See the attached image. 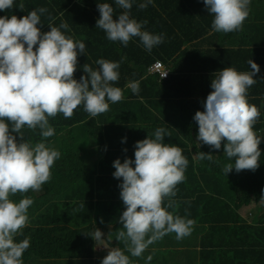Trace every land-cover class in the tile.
<instances>
[{"label": "trees", "instance_id": "16d2710c", "mask_svg": "<svg viewBox=\"0 0 264 264\" xmlns=\"http://www.w3.org/2000/svg\"><path fill=\"white\" fill-rule=\"evenodd\" d=\"M252 1L251 19L257 3L264 0ZM14 2L8 11H0V17L16 15L23 18L43 7L47 11L38 12L41 17L38 27L42 33L50 31L49 24L59 27L66 22L68 28L61 31L74 41L85 43V53L78 55L76 80L86 75L83 70L85 64L96 70L99 59L119 62V80L113 86L119 87L123 93L121 101H109V110L96 117H91L83 105L74 110L71 118H64L62 113L49 117L55 134L47 139L41 136L39 128L31 130L25 127L22 130L24 140L33 146L44 142L61 154L51 168V179L42 185L40 191L11 197L17 203L25 197L34 201L28 209L27 226L21 230L22 235L15 238L17 242L26 238L30 241V247L25 251L28 253L22 257L23 264H102L103 258L96 252L99 243L91 235L97 228L109 227L113 230L108 245L124 251L131 264H150L153 261L152 258L146 262L147 250L140 257H132L125 244L117 240L118 231L123 230L119 218L126 206L120 195L122 178L114 177L116 169L113 165L117 159L121 163L126 159L134 161L136 143L148 136L154 138L157 128L166 131L163 143L179 147L188 159L185 179L177 185L176 195L172 197L174 206L167 208V198L164 205L173 215L194 221L189 238L205 236L199 244L203 249L192 251V264H196L201 252H207L206 256H201L207 264H264V211L256 207L258 210L251 219L240 213L241 208L249 203V198L257 201V196L264 201V36L255 34L256 52L238 51L247 59L256 54V61L262 68L254 77L256 83L248 89L247 97L250 104L259 105L263 111L261 123L254 125L256 135L262 140L259 168L240 172L233 169L227 174L224 168L227 164L234 165L235 158L224 154L223 143L226 141L217 150L197 140L199 129L194 116L197 111L205 110L204 103L213 91L207 77L197 72L186 75L188 72L178 69L185 75L180 78V90H176L169 87L170 81L159 83L157 77L148 75V68L158 60L166 64L172 61L174 65L178 62V67L184 65L189 70L199 66L193 51L199 40L207 46H217L221 33L213 30L214 17L204 0H154L146 9L138 7L143 0H133L131 18L143 24L142 30L163 36V42L150 52L139 37H133L124 46L121 42L108 40L104 30L96 27L101 16L99 3L112 5L114 19L124 11L115 0ZM20 3L24 4L23 10L19 8ZM254 22L259 23L254 25L256 30H264V4L255 15ZM241 40V46H250L248 40ZM225 43L226 38L219 46L223 47ZM217 52L219 59L229 58V49ZM132 83L139 84L138 94L133 93L131 87L127 89ZM15 135L19 142V134ZM91 145L100 149L97 157L104 154L101 160L91 165L92 168L89 158L96 152L90 155L88 151L79 150L80 147L88 149ZM200 152L212 154V160L199 159L197 154ZM183 241L185 237L177 240L170 233L163 237L161 246L175 248ZM153 264H157L156 259Z\"/></svg>", "mask_w": 264, "mask_h": 264}, {"label": "clouds", "instance_id": "9594fccd", "mask_svg": "<svg viewBox=\"0 0 264 264\" xmlns=\"http://www.w3.org/2000/svg\"><path fill=\"white\" fill-rule=\"evenodd\" d=\"M153 2L143 0L138 7L146 9ZM115 3L124 10L118 19H114V8L110 3L98 5L101 16L96 27L104 30L108 40L127 46L133 37H139L149 52L163 42L162 35L142 30L143 24L131 18L133 0H115ZM204 3L214 17L213 30L221 33L217 46H207L199 40L193 50L199 66L189 70L184 65L178 67V62L174 65L172 61L166 64L158 60L148 68V75L157 77L159 83L170 81L169 87L176 90H180V78L185 75L178 69L188 72L186 75L197 72L206 76L213 91L204 103L205 110L197 111L194 116L199 129L197 140L217 150L226 141L223 143L224 154L235 158L234 165L225 166L227 174L233 169L255 171L259 168L262 140L256 135L254 125L261 123L263 111L259 105L250 104L247 97L261 65L256 61V54L247 59L238 51L256 52L255 34L264 36V30L255 29L254 25L259 23L254 22V18L264 1L257 3L253 19L250 18L251 0H204ZM14 4V0H0V11H8ZM19 8L23 10L24 4L20 3ZM46 11L42 7L23 18L16 15L0 17V264H23L22 257L27 255L28 251H25L30 247L27 238L20 242L15 238L22 235L21 230L27 226L28 209L34 201L25 197L17 203L11 197L40 191L51 179V168L61 155L44 142L33 146L25 141L22 130L39 128L41 136L47 139L55 134L49 117L62 113L64 118H71L80 105L91 117H96L109 110V101L117 103L123 99L122 90L113 86L119 80V62L99 59L96 70L85 64L86 75L79 81L74 78L78 55L85 53L86 45L61 31L68 28L66 22L59 27L49 24L50 31L42 33L38 27L41 24L38 12ZM224 38L226 43L220 47ZM241 38L248 40L250 46H241ZM226 49H229L230 59L226 56L219 59L217 50ZM172 77L179 78L173 81ZM130 87L133 93H139L138 83L129 84L127 89ZM257 130L262 134L259 128ZM15 134H19V142ZM165 136V129L157 128L154 138L148 136L136 143L134 161L126 159L121 163L117 159L114 162L116 171L113 175L122 178L120 195L126 206L119 218L123 230L118 231L117 240L125 244L132 257H140L147 248L150 251L155 246L160 247L157 243H163V237L173 233L177 240L185 237L181 246L168 249V253L158 249L153 251H159L167 264L181 262V256L186 264H192L193 255L185 254L194 251L190 247L202 250L199 244L205 236L189 238L194 221L167 210L174 206L172 197L176 195L177 185L185 179L188 159L179 147L163 143ZM95 152V156L89 158L91 168L104 157L102 152V156L97 157L100 152L97 146ZM197 156L201 160L213 158L212 154L203 152ZM166 198L167 208L164 205ZM256 199L249 198V203L244 205L252 204V210L245 218L254 217L256 207L264 211V201L257 196ZM112 230L111 227L97 228L91 235L99 243L97 248L103 245L110 249L106 257L102 256V264H131L124 251L108 245ZM104 237L108 248L103 244ZM194 240L195 243L190 244ZM151 244L155 245L149 247ZM99 251L101 254L105 250ZM206 253L198 254L196 264H207L201 259ZM151 259L149 256L148 260Z\"/></svg>", "mask_w": 264, "mask_h": 264}, {"label": "rangeland", "instance_id": "374dc122", "mask_svg": "<svg viewBox=\"0 0 264 264\" xmlns=\"http://www.w3.org/2000/svg\"><path fill=\"white\" fill-rule=\"evenodd\" d=\"M79 150H81V151L85 150V152L88 151V153L91 155V154H93L94 151H95V145H91V146H89L88 149H83V148L80 147ZM251 210H252V204L249 205V206H244V207H242L241 210H240V213H241V215H242L243 217H245V216H247V215L250 214V211H251ZM193 243H195V240L192 241L190 244H193ZM103 244L107 246V244H106V237H104ZM100 246H103V245H100ZM106 248H108V246H107ZM184 248H187V247H184ZM157 249H158L159 251H164V252L168 253V249H170V248H169L168 246H160V247L155 246L153 250H157ZM107 250H108V252H109L110 249L108 248ZM153 250H150V253H152ZM96 252H97V253H100V251H99L98 248H96ZM161 253H162V252H161ZM107 255H108V254H107ZM107 255H106V256H107ZM160 259H162V256L160 257Z\"/></svg>", "mask_w": 264, "mask_h": 264}, {"label": "crops", "instance_id": "0c3cea01", "mask_svg": "<svg viewBox=\"0 0 264 264\" xmlns=\"http://www.w3.org/2000/svg\"><path fill=\"white\" fill-rule=\"evenodd\" d=\"M157 244H161V242H159V243H157ZM155 244H151V245H149V247H152V246H154ZM191 249H193V250H195L194 249V247H190ZM99 250L101 249H103V250H105L103 253H101L100 255L101 256H104V257H106V255L108 254V250L107 249H105V247L104 246H101V247H99L98 248ZM146 250H148V248L146 249ZM187 250V249H186ZM185 250V251H186ZM185 255H187V256H192L193 255V252H188V253H186ZM149 256H151L152 258H153V261L150 263V264H153V262H154V260L156 259L157 260V264H167V261H164L163 259H160V257H161V254H160V252L159 251H153L152 253H150V251H147V259H146V262L148 263L149 262V260H148V257ZM181 258H182V260H181V262L180 263H182V264H186V262H185V259L183 258V256H181Z\"/></svg>", "mask_w": 264, "mask_h": 264}]
</instances>
